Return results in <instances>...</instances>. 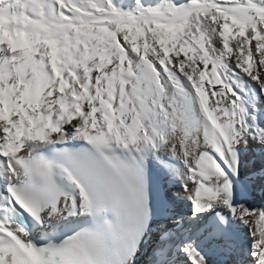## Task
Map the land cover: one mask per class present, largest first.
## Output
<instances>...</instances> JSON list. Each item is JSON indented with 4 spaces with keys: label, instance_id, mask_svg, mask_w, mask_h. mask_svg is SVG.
Segmentation results:
<instances>
[{
    "label": "snow or ice",
    "instance_id": "1",
    "mask_svg": "<svg viewBox=\"0 0 264 264\" xmlns=\"http://www.w3.org/2000/svg\"><path fill=\"white\" fill-rule=\"evenodd\" d=\"M0 264H264V0H0Z\"/></svg>",
    "mask_w": 264,
    "mask_h": 264
}]
</instances>
